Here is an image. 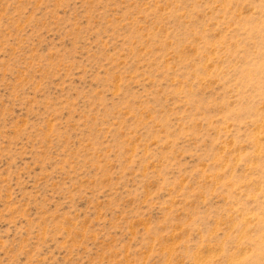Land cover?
Masks as SVG:
<instances>
[{"label":"rangeland","instance_id":"1","mask_svg":"<svg viewBox=\"0 0 264 264\" xmlns=\"http://www.w3.org/2000/svg\"><path fill=\"white\" fill-rule=\"evenodd\" d=\"M0 264H264V0H0Z\"/></svg>","mask_w":264,"mask_h":264}]
</instances>
